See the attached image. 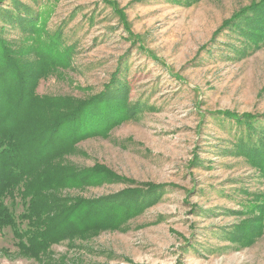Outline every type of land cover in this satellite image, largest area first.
<instances>
[{
  "label": "rangeland",
  "instance_id": "rangeland-1",
  "mask_svg": "<svg viewBox=\"0 0 264 264\" xmlns=\"http://www.w3.org/2000/svg\"><path fill=\"white\" fill-rule=\"evenodd\" d=\"M259 4L264 0H0L4 44L26 74L45 78L36 92L50 114L39 126L70 108L77 123L80 111L91 113L105 91L124 84L129 114L78 123L92 136L56 152L57 182H71L56 196L85 210L102 199L144 195L139 207L126 197L134 206L124 213L99 209V228L38 257L16 250L4 231L0 264H264V177L242 152H230L226 128L235 126L215 119L264 114V33L249 43L234 27ZM27 16L34 33L19 25ZM51 32L60 38L56 47ZM59 131L26 140L37 149L46 140L51 150Z\"/></svg>",
  "mask_w": 264,
  "mask_h": 264
},
{
  "label": "trees",
  "instance_id": "trees-1",
  "mask_svg": "<svg viewBox=\"0 0 264 264\" xmlns=\"http://www.w3.org/2000/svg\"><path fill=\"white\" fill-rule=\"evenodd\" d=\"M250 11L252 13L250 17L238 16L234 27L249 43L252 39L256 43L259 34L264 33V4H259ZM9 14L10 11H4V15L11 22ZM240 17L244 20L240 21ZM34 23V17L27 16L26 19L19 20V25L26 32L32 28L34 33ZM1 33H4L2 29L0 35ZM52 33L49 45L56 47V40L60 38ZM4 43L0 36V238L4 231L8 230L16 250L38 257L40 252L50 246L99 228L102 220L99 218L94 220V217L99 215V209H108L114 213L121 208L118 213H124L134 206L129 203L130 199H135V205L139 207L137 200L144 195L142 196L141 192L127 193L123 195L122 200L116 202L102 199L104 201L98 205H92V208L85 210H82L79 204L69 206L56 196L60 189L65 187L63 184H71L66 181V177L61 183L57 182L58 175L60 178L62 174L56 172L52 162L56 152L60 154L62 150L69 149L70 145L86 138V135L92 136L94 132L88 131L91 129L89 126L79 128L78 123L84 125L88 119L93 124L101 121L107 123L115 118L117 113L129 114L130 110H125L126 105L122 103L125 101L124 84L117 86L114 94L109 93L110 90L105 91V95H101L103 99L99 100L103 104L97 103L91 113L87 112L89 108L80 111L77 114V123L74 109L70 108L65 114L59 112L55 123L43 128L45 116L50 113L44 110L45 96L37 94L36 88L41 79L45 78L40 72H36L34 77L26 74L22 68L25 63L15 57V52ZM52 52H57V49ZM47 68L48 66H44L41 70L44 72ZM232 113L234 112L215 118L220 121L228 120L230 123L227 126L233 124L236 128L234 132L226 128L231 134L230 152L234 153V150L238 151V154L242 152L246 162L257 168L264 177V114L242 113L237 118ZM42 122L43 124L39 126ZM57 130H60L59 135L53 140L51 150L46 140L38 149L29 139L26 140L27 135H36L37 142L46 134L57 133ZM80 132H83V135L76 138V134ZM60 136L61 141H58ZM54 147L58 150L55 151L57 148ZM35 149L34 154L29 153V150ZM109 204L115 205L108 208Z\"/></svg>",
  "mask_w": 264,
  "mask_h": 264
}]
</instances>
